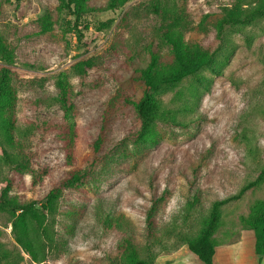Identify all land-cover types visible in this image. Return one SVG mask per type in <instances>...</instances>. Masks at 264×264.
<instances>
[{
    "label": "rangeland",
    "instance_id": "obj_1",
    "mask_svg": "<svg viewBox=\"0 0 264 264\" xmlns=\"http://www.w3.org/2000/svg\"><path fill=\"white\" fill-rule=\"evenodd\" d=\"M107 1L0 0V36L12 52L0 67L17 87L13 133L21 147L8 145L1 128L0 144L30 159L16 173L0 149V196L14 179L9 197L41 209L61 179L90 171L63 191L38 231L43 262L24 252L14 217L0 211V264H120L116 246L125 237L142 257L148 245L167 251L199 237L213 203L230 198L219 207L215 245L242 246L253 264H264L255 231L242 221L264 200V177L255 183L264 169V17L221 34L217 26L230 9L258 0H130L116 9ZM177 38L215 52L214 68L157 93L160 118L136 140L141 71L155 53L170 64ZM59 77L75 92L68 119L53 100Z\"/></svg>",
    "mask_w": 264,
    "mask_h": 264
},
{
    "label": "trees",
    "instance_id": "obj_2",
    "mask_svg": "<svg viewBox=\"0 0 264 264\" xmlns=\"http://www.w3.org/2000/svg\"><path fill=\"white\" fill-rule=\"evenodd\" d=\"M15 1L21 2L24 0ZM129 1L130 0H108L106 8H121ZM262 17H264V0H258L255 6L251 8L236 6L230 9L227 15L218 21L217 26L219 34L227 27L236 28L250 25ZM172 53L174 55L173 61L164 66L159 63L157 54H152L150 63L141 71V79L144 82L145 90L136 107L138 117L142 122L141 130L135 136L136 140L145 139L150 126L160 118L162 105L155 99L157 93L178 85L184 78L194 75L204 68H214L215 52H210L198 44L185 45L180 38H177L172 42ZM2 57L9 60L12 57V52L4 44L0 36V59ZM91 65H93L91 62H87V66ZM197 81L201 84L204 83L203 79L200 77L197 78ZM56 87L59 92L53 100L59 105L68 119L74 108L73 99L75 92L72 85L63 77L57 79ZM16 93L17 87L13 82L11 70L8 67L1 66L0 128L5 142L12 147L20 148L21 142L13 133L16 128ZM69 129H71V127H69ZM68 138H70V140L67 143V147H73L74 140L71 138V135H68ZM0 149L4 159L13 165V170L16 173H22L28 170L30 159L27 155L23 154L21 158L16 159L15 156L9 153L8 148H5L3 144H0ZM69 158L70 160L74 159V154L71 149H69ZM89 174L90 171H74L71 172L68 177L61 179L50 191L46 202L41 205V209L37 207V202L35 200L20 204L9 197V192L14 185V179H11L3 190L0 196V211L12 214L14 217L12 230L15 240L34 262L40 263L45 259V244L38 238V231L41 229L46 231L44 224L47 220V216L56 211L57 202L63 191L83 182L88 178ZM263 177L264 169L255 183L261 181ZM248 187L249 186L245 187L244 190ZM230 199L214 202L201 235L191 241L185 242L188 244L190 250L205 264H215L214 255L216 245L214 236L220 224L219 207L230 201ZM158 201H163V196L156 202ZM155 210L156 205L153 204L147 212L146 231L148 238L155 234ZM242 221L246 222L247 225L255 231V250L262 259L264 257V200L257 201L252 208L251 216L248 219L242 218ZM113 225L118 226V223L115 222ZM48 241L52 242V240ZM116 248L121 254L118 260L120 264H155L156 262L157 253L152 252L151 245L147 246L146 255L142 257L140 248L130 237H125L120 240Z\"/></svg>",
    "mask_w": 264,
    "mask_h": 264
},
{
    "label": "crops",
    "instance_id": "obj_3",
    "mask_svg": "<svg viewBox=\"0 0 264 264\" xmlns=\"http://www.w3.org/2000/svg\"><path fill=\"white\" fill-rule=\"evenodd\" d=\"M170 250L164 248L157 249L155 264H205L199 257L193 253L187 243H176ZM258 261V260H257ZM215 264H253L250 258H246L244 247L236 248L223 244L215 247L214 255Z\"/></svg>",
    "mask_w": 264,
    "mask_h": 264
}]
</instances>
